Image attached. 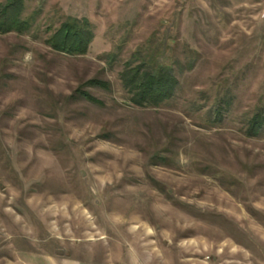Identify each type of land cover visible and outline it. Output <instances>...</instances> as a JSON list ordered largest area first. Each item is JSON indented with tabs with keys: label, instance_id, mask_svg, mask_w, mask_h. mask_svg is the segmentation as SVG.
I'll return each instance as SVG.
<instances>
[{
	"label": "rangeland",
	"instance_id": "rangeland-1",
	"mask_svg": "<svg viewBox=\"0 0 264 264\" xmlns=\"http://www.w3.org/2000/svg\"><path fill=\"white\" fill-rule=\"evenodd\" d=\"M18 1L30 29L0 33V264H264V131L247 135L264 0ZM68 18L91 23L84 55L47 43ZM143 61L179 78L159 107L123 87Z\"/></svg>",
	"mask_w": 264,
	"mask_h": 264
},
{
	"label": "trees",
	"instance_id": "trees-1",
	"mask_svg": "<svg viewBox=\"0 0 264 264\" xmlns=\"http://www.w3.org/2000/svg\"><path fill=\"white\" fill-rule=\"evenodd\" d=\"M30 22L22 17V4L18 0H9L0 4V33H25ZM94 39V30L87 18H68L48 38L47 43L58 52L71 55H84ZM155 62V61H154ZM124 89L131 94V101L141 107H159L171 100L180 85L175 69L171 65L159 62L143 61L140 64L128 63L121 73ZM93 86L108 88L109 83L97 79L90 81ZM90 101L96 99L83 93ZM230 103L228 102L227 105ZM219 120L223 112L218 110ZM264 131V113H257L250 121L247 135L257 137Z\"/></svg>",
	"mask_w": 264,
	"mask_h": 264
}]
</instances>
